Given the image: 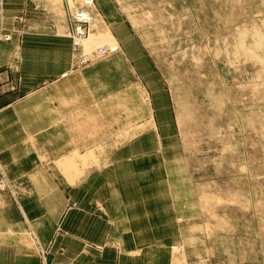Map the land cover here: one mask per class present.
Segmentation results:
<instances>
[{"label":"rangeland","instance_id":"374dc122","mask_svg":"<svg viewBox=\"0 0 264 264\" xmlns=\"http://www.w3.org/2000/svg\"><path fill=\"white\" fill-rule=\"evenodd\" d=\"M43 2L71 72L100 92V144L83 169L130 184L131 220L164 239V259L133 252V264H264V0H93L79 40L73 1ZM0 189L18 203L1 177ZM20 231L40 252L26 221Z\"/></svg>","mask_w":264,"mask_h":264},{"label":"crops","instance_id":"0c3cea01","mask_svg":"<svg viewBox=\"0 0 264 264\" xmlns=\"http://www.w3.org/2000/svg\"><path fill=\"white\" fill-rule=\"evenodd\" d=\"M37 4L0 0V26L11 33L0 42V177L18 195L14 203L0 189V264H39L41 254L49 264H133V252L162 260L164 239L122 203L131 185L99 163L83 169L100 144V92L71 72L68 37Z\"/></svg>","mask_w":264,"mask_h":264},{"label":"built area","instance_id":"2783aa9c","mask_svg":"<svg viewBox=\"0 0 264 264\" xmlns=\"http://www.w3.org/2000/svg\"><path fill=\"white\" fill-rule=\"evenodd\" d=\"M76 4H78V6H76V8L74 9V11L72 12V19L74 20V34L75 35H84L87 31L89 32L88 28L90 25L89 22V17L86 18V16L84 15V9H86L87 5L86 3H93V0H73ZM81 4H84V6H82ZM82 30L85 31V33L83 34Z\"/></svg>","mask_w":264,"mask_h":264},{"label":"bare ground","instance_id":"6f19581e","mask_svg":"<svg viewBox=\"0 0 264 264\" xmlns=\"http://www.w3.org/2000/svg\"><path fill=\"white\" fill-rule=\"evenodd\" d=\"M73 1V0H72ZM73 4H74V9L76 8V3L73 1ZM82 6H84V4H81ZM84 11V15L86 16V18L87 17H89V22H90V25H89V28H91V24L93 23V14L86 8V9H84L83 10ZM258 29V28H257ZM82 32H83V34L85 33V31L84 30H82ZM89 32H90V29H89ZM88 31L84 34V35H80V36H78V35H75L74 34V29L72 30V33H73V36H74V39L75 40H79V39H82V38H84V37H86L87 35H88V33H89ZM90 38V37H89ZM88 38V39H89ZM90 40V39H89ZM258 51V50H257ZM98 52L100 53V54H104L105 53V49L104 48H101V47H99L98 48ZM221 105V104H220Z\"/></svg>","mask_w":264,"mask_h":264}]
</instances>
